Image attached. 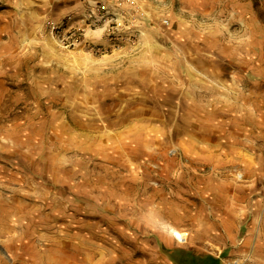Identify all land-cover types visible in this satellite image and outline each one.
<instances>
[{
    "label": "rangeland",
    "instance_id": "1",
    "mask_svg": "<svg viewBox=\"0 0 264 264\" xmlns=\"http://www.w3.org/2000/svg\"><path fill=\"white\" fill-rule=\"evenodd\" d=\"M62 1L4 22L25 43L0 60V264H264V0H128L114 32L86 13L117 48L66 47Z\"/></svg>",
    "mask_w": 264,
    "mask_h": 264
},
{
    "label": "crops",
    "instance_id": "2",
    "mask_svg": "<svg viewBox=\"0 0 264 264\" xmlns=\"http://www.w3.org/2000/svg\"><path fill=\"white\" fill-rule=\"evenodd\" d=\"M87 1L89 2L91 0H84V1L83 0H64L61 2L62 6L59 8L58 15L59 16H66V15L69 16V19H68L69 25L76 27V28L84 29L85 30V40H89L92 43L110 45L113 48H117V45H120L122 43H124V44L131 43L132 40H129L125 37L120 38L118 36H109L107 34V32H106L107 36H105L103 31H102V34H100L99 31L102 30L101 28H92L89 24H87V21L85 18L86 9H87ZM106 1L110 2V1H114V0H106ZM21 7H22L21 0H15V3H13V5L11 4L9 6L10 9H6V8L0 9V60H1V57H3V56L5 57V55L7 57V55L10 53V51L13 53L17 52V49H18L17 47L22 46L23 43H25V40H23L22 44H21V42L17 43L18 45H17L16 49L13 48V50H12L13 46H12L11 42L5 40V32H7L6 30L10 29V27H8V25H4V22L6 19V14L10 13L9 15H11V17H12V14L15 12L17 13ZM19 12H21V10H19ZM115 12L120 13V9L119 8L115 9ZM1 13H4V14H1ZM9 18L10 17L7 18V21H9ZM118 28H120V26H118ZM48 40H49V42H47V43H49V44L53 43L51 41V39H48ZM47 43H44V45H46ZM27 44L29 45V41ZM115 54H117V53H115ZM109 56H110V58H112L111 57L112 54H109ZM4 69L5 68L0 65V71L3 72V74H5ZM1 81L2 80H0V82ZM2 88L3 87L0 88L1 91L4 90ZM202 165H204V164H201V166L200 165H195V166H196V168H201V167H203ZM200 182L201 181L195 180L193 183H190L191 184L190 193H189L190 198L193 200L196 199V202H198V200L203 199V198H206L207 200H210V199L216 200L219 197L221 199L223 197H226V195L224 196V193H223L224 189H222L221 186L220 187H215L214 185L212 186V183L208 182V181H206L204 185H202V184L200 185ZM212 188H214V189H212ZM200 208H201V210L197 209V212H199L201 214L202 207H200ZM209 213H210V211H209ZM213 213H214L215 218H217V216H221V215H222L221 218H224V214H225V216L229 217V211L228 210H227V212H225L224 210L219 211L218 209L214 208ZM199 219H202V215L199 216Z\"/></svg>",
    "mask_w": 264,
    "mask_h": 264
},
{
    "label": "built area",
    "instance_id": "3",
    "mask_svg": "<svg viewBox=\"0 0 264 264\" xmlns=\"http://www.w3.org/2000/svg\"><path fill=\"white\" fill-rule=\"evenodd\" d=\"M128 0H114L111 3L103 0H97L86 11L87 19L91 26L98 27L104 25L106 28L109 26L114 32V28L118 25L120 13L115 12V9L122 6ZM66 23H52L50 25L51 32L59 39L66 47L76 46L85 41V30L80 28L67 27ZM94 50L96 46L88 45ZM101 50L97 48L96 53ZM180 240V239H179ZM182 241V239H181Z\"/></svg>",
    "mask_w": 264,
    "mask_h": 264
},
{
    "label": "bare ground",
    "instance_id": "4",
    "mask_svg": "<svg viewBox=\"0 0 264 264\" xmlns=\"http://www.w3.org/2000/svg\"><path fill=\"white\" fill-rule=\"evenodd\" d=\"M253 119V118H252ZM257 127V126H256ZM238 175H242L241 173H239ZM173 234H174V236H176L178 239H182V242H186L187 241V239H188V237H187V235L186 234H184V233H182V232H180V231H178V230H174L173 231ZM219 252V251H218Z\"/></svg>",
    "mask_w": 264,
    "mask_h": 264
}]
</instances>
